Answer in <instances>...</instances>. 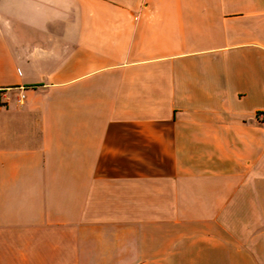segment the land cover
<instances>
[{
    "label": "crops",
    "instance_id": "0c3cea01",
    "mask_svg": "<svg viewBox=\"0 0 264 264\" xmlns=\"http://www.w3.org/2000/svg\"><path fill=\"white\" fill-rule=\"evenodd\" d=\"M263 207L264 0H0V264H228Z\"/></svg>",
    "mask_w": 264,
    "mask_h": 264
},
{
    "label": "rangeland",
    "instance_id": "374dc122",
    "mask_svg": "<svg viewBox=\"0 0 264 264\" xmlns=\"http://www.w3.org/2000/svg\"><path fill=\"white\" fill-rule=\"evenodd\" d=\"M243 212H229V224L240 219ZM242 218V217H241ZM259 219L264 222V207L259 212ZM213 230H216L213 228ZM264 253V226L257 228L228 227V264H237L238 259L248 253ZM240 260V259H239ZM241 261V260H240Z\"/></svg>",
    "mask_w": 264,
    "mask_h": 264
},
{
    "label": "built area",
    "instance_id": "2783aa9c",
    "mask_svg": "<svg viewBox=\"0 0 264 264\" xmlns=\"http://www.w3.org/2000/svg\"><path fill=\"white\" fill-rule=\"evenodd\" d=\"M24 97H25V95L23 94V95H22V98H24Z\"/></svg>",
    "mask_w": 264,
    "mask_h": 264
}]
</instances>
